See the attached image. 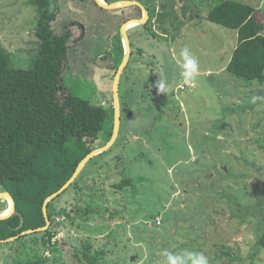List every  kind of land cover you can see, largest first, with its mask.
<instances>
[{
	"label": "rangeland",
	"instance_id": "374dc122",
	"mask_svg": "<svg viewBox=\"0 0 264 264\" xmlns=\"http://www.w3.org/2000/svg\"><path fill=\"white\" fill-rule=\"evenodd\" d=\"M138 1L151 26L128 31L133 54L121 76L119 136L55 198V245L37 242L40 234L0 243V264H167L169 252L187 264V253L209 264H264V82L227 70L238 30L207 18L222 0ZM240 1L264 22V0ZM59 4L56 32L73 21L84 26L63 74L73 92L108 109L96 143L103 146L114 131L121 28L144 12L96 0ZM38 17L31 0H0V37L16 66H33ZM184 48L199 66L191 83L181 75ZM0 201L8 211L10 201Z\"/></svg>",
	"mask_w": 264,
	"mask_h": 264
},
{
	"label": "trees",
	"instance_id": "16d2710c",
	"mask_svg": "<svg viewBox=\"0 0 264 264\" xmlns=\"http://www.w3.org/2000/svg\"><path fill=\"white\" fill-rule=\"evenodd\" d=\"M59 1L31 0L39 11L38 54L31 68L14 65L0 37V193L10 192L16 200L15 213L0 220L1 240L47 224L45 199L72 177L83 158L100 147L96 143L109 118L107 108L93 104L67 84L63 72L70 49L83 38L84 26L73 21L56 32L53 22L61 12ZM207 18L238 30V44L227 70L241 78L264 82V22L259 20L256 7L245 1L222 0ZM54 202L48 206L52 226L20 235L16 241L40 234L37 242L47 248L55 245ZM61 212L71 216L64 209ZM258 243L264 247V232ZM27 263L33 264L30 260ZM13 264L24 262L17 259Z\"/></svg>",
	"mask_w": 264,
	"mask_h": 264
},
{
	"label": "water",
	"instance_id": "95a60500",
	"mask_svg": "<svg viewBox=\"0 0 264 264\" xmlns=\"http://www.w3.org/2000/svg\"><path fill=\"white\" fill-rule=\"evenodd\" d=\"M96 2L104 9L108 10H118V9H123L126 7H132V6H139L144 12V16L141 18H134L126 21L121 28V33H122V38L124 42V57L123 60L118 68V71L115 75V80H114V108H115V124H114V131L111 139L109 140L108 143H106L103 146L97 147L94 150H92L83 160L79 163L76 171L72 175V177L56 192L48 196L43 204V211L44 215L46 217L47 224L43 227H38V228H31L28 230L23 231L20 235H26V234H32L35 232L39 231H44L47 230L51 224L52 220L49 215L48 211V206L49 203L60 196L62 193H64L78 178V176L81 174L83 169L87 166V164L90 162L91 159H93L95 156L100 155L107 150L111 149V147L114 145L117 137L119 136L120 132V126H121V112H122V107H121V98H120V83H121V76L124 70L126 69L128 63L130 62V59L133 54V49H132V42L129 37V24L135 23L136 25H142L147 23V19L150 17V13L148 8L141 3L138 0H119L115 2H107L105 0H96ZM0 199H7L10 201L11 205L8 211L4 213H0V220L2 219H7L10 216H12L15 211H16V200L14 196L10 192H1L0 193ZM20 235H17L15 237L8 238L6 240H1L0 243L4 242H9L15 239H18Z\"/></svg>",
	"mask_w": 264,
	"mask_h": 264
},
{
	"label": "clouds",
	"instance_id": "9594fccd",
	"mask_svg": "<svg viewBox=\"0 0 264 264\" xmlns=\"http://www.w3.org/2000/svg\"><path fill=\"white\" fill-rule=\"evenodd\" d=\"M183 63L181 68L183 71L181 75L185 83H191L193 79L198 75L199 66L197 60L191 55L188 48L182 49L180 53ZM158 88L160 91H166V84L164 82H158ZM255 98H253V102ZM187 258L191 260V264H209L206 256L203 254L187 253ZM167 264H187V260L184 257H178L173 253H167Z\"/></svg>",
	"mask_w": 264,
	"mask_h": 264
},
{
	"label": "flooded vegetation",
	"instance_id": "af4514ba",
	"mask_svg": "<svg viewBox=\"0 0 264 264\" xmlns=\"http://www.w3.org/2000/svg\"><path fill=\"white\" fill-rule=\"evenodd\" d=\"M144 26H151V24H149L148 22L143 24Z\"/></svg>",
	"mask_w": 264,
	"mask_h": 264
},
{
	"label": "bare ground",
	"instance_id": "6f19581e",
	"mask_svg": "<svg viewBox=\"0 0 264 264\" xmlns=\"http://www.w3.org/2000/svg\"><path fill=\"white\" fill-rule=\"evenodd\" d=\"M135 24V23H134ZM133 23H131V24H129V26H132V25H134Z\"/></svg>",
	"mask_w": 264,
	"mask_h": 264
},
{
	"label": "crops",
	"instance_id": "0c3cea01",
	"mask_svg": "<svg viewBox=\"0 0 264 264\" xmlns=\"http://www.w3.org/2000/svg\"><path fill=\"white\" fill-rule=\"evenodd\" d=\"M143 25V24H142Z\"/></svg>",
	"mask_w": 264,
	"mask_h": 264
}]
</instances>
